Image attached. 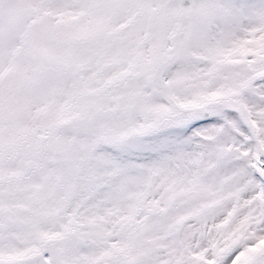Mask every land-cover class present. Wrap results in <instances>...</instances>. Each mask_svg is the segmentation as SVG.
Segmentation results:
<instances>
[{
    "label": "snow or ice",
    "instance_id": "obj_1",
    "mask_svg": "<svg viewBox=\"0 0 264 264\" xmlns=\"http://www.w3.org/2000/svg\"><path fill=\"white\" fill-rule=\"evenodd\" d=\"M0 264H264V0H0Z\"/></svg>",
    "mask_w": 264,
    "mask_h": 264
}]
</instances>
